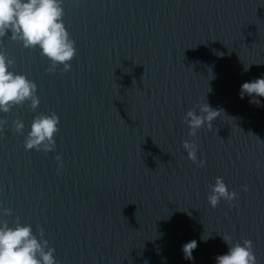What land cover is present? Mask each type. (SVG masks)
I'll list each match as a JSON object with an SVG mask.
<instances>
[{"label": "water", "instance_id": "1", "mask_svg": "<svg viewBox=\"0 0 264 264\" xmlns=\"http://www.w3.org/2000/svg\"><path fill=\"white\" fill-rule=\"evenodd\" d=\"M63 6L77 49L70 71H45L39 48L8 37L0 45L40 98L36 113L27 105L0 112L8 121L0 217L42 227L58 264H216L228 251L224 234L251 239L264 264V97L259 106L240 97L244 82L264 76V0ZM205 97L224 113L197 133V156L206 160L199 167L182 147L192 139L183 117ZM41 112L59 116L55 150L26 151L24 136ZM16 118L23 133L12 129ZM217 176L239 193L233 206H210ZM193 239V259H185Z\"/></svg>", "mask_w": 264, "mask_h": 264}, {"label": "clouds", "instance_id": "2", "mask_svg": "<svg viewBox=\"0 0 264 264\" xmlns=\"http://www.w3.org/2000/svg\"><path fill=\"white\" fill-rule=\"evenodd\" d=\"M63 5L64 0H0V45L8 37L20 42L26 49L39 48L40 55L50 62L45 71L54 73L61 65L64 72L70 71L77 49L64 21L66 13ZM14 63V59L9 58L6 51L0 48V112L8 113L13 108L27 105L36 113L40 105L37 84L25 74L10 70ZM247 68L248 66L245 70ZM245 94L252 97L250 103L259 106L260 101L256 97H264V76L244 82L240 89L241 99ZM221 113H224L223 110L213 109L205 97L202 103L189 108L183 117V123L188 125V136L192 139H184L182 147L188 158L199 167L205 166L206 160L197 156V133L204 127L212 130V122ZM7 124L6 119L0 118V132L5 130ZM59 124L60 119L55 112L37 113L31 121L30 130L24 136L25 150L35 149L45 153L54 151L56 136L60 131ZM24 128L25 124L20 118L12 121V129L16 133H23ZM55 160L58 162L59 172L63 167L62 156L56 155ZM208 187L211 190L207 199L213 208L222 199L233 206L232 202L239 198V193L234 189L230 190L223 177L217 176L215 183ZM242 187L245 192L250 190L248 185ZM0 191L3 189L0 188ZM2 214L10 217L13 211L11 208H3ZM222 238L228 245V251L216 257V264H258L251 239L233 242V237L229 234L222 235ZM196 247L197 241L194 239L185 243L184 258L193 259L192 252ZM55 251L45 239L42 227L38 226V231L34 232L31 224L20 222L19 216L15 217L11 226L7 219L0 217V264H58Z\"/></svg>", "mask_w": 264, "mask_h": 264}]
</instances>
